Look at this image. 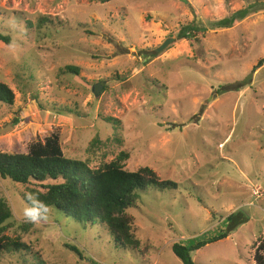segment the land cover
I'll use <instances>...</instances> for the list:
<instances>
[{
    "label": "rangeland",
    "instance_id": "374dc122",
    "mask_svg": "<svg viewBox=\"0 0 264 264\" xmlns=\"http://www.w3.org/2000/svg\"><path fill=\"white\" fill-rule=\"evenodd\" d=\"M243 9L244 19L217 26ZM184 25L197 27L194 39L178 38ZM0 34L10 38L0 41V81L14 92L12 104L0 103V151L27 153L56 134L66 157L91 168L125 153V169L148 166L177 183L150 186L127 210L133 250L104 224L55 207L28 221L27 187L0 178L13 214L1 236L29 247L9 252L0 242V264H182L173 243L219 234L236 212L247 222L192 258L255 264L264 239V0H0Z\"/></svg>",
    "mask_w": 264,
    "mask_h": 264
},
{
    "label": "trees",
    "instance_id": "16d2710c",
    "mask_svg": "<svg viewBox=\"0 0 264 264\" xmlns=\"http://www.w3.org/2000/svg\"><path fill=\"white\" fill-rule=\"evenodd\" d=\"M248 14L245 9L236 11L218 21L217 26L220 28L233 26ZM46 21L48 17L43 16L39 24H45ZM196 31H199L196 26L184 25L178 29L177 36L179 39L191 40L194 39ZM0 41L9 44L10 38L0 34ZM261 64L262 61L257 66ZM66 71L78 74L79 68L67 65ZM1 102L12 104L14 92L6 83L0 81ZM125 157L128 155L121 153L115 160L98 168H91L84 160L66 157L59 136L52 134L44 142L32 144L27 153L0 151V178L26 186L27 191L22 196L29 207L33 205L27 199V194L32 193L47 206V211L50 207H55L84 225L100 222L108 228L116 245L134 250L139 247L140 242L135 234L134 218L127 210L135 206L140 193L148 190L150 186L165 190L176 188L177 183L170 179H160L148 166L138 170L125 169L123 165ZM37 207L40 205L37 204ZM12 215L9 204L0 199V242H3L1 249L9 252L19 251L20 248L27 250L28 245L19 239L1 236L7 226L5 223ZM239 217L241 215L238 212L228 215L225 230L212 237L201 239L189 246L173 243L171 247L173 253L182 264H196L192 253L209 243L225 239L248 220L247 217L242 219ZM69 247L80 255L76 247ZM254 249L255 264H264V239L254 243ZM38 264H44L43 260ZM90 264H93L91 260Z\"/></svg>",
    "mask_w": 264,
    "mask_h": 264
},
{
    "label": "clouds",
    "instance_id": "9594fccd",
    "mask_svg": "<svg viewBox=\"0 0 264 264\" xmlns=\"http://www.w3.org/2000/svg\"><path fill=\"white\" fill-rule=\"evenodd\" d=\"M27 199L31 202L33 206L25 209V218L33 223L37 222L40 219H43L44 214L47 212V206L44 205L41 201H39L38 198L32 193L27 194ZM37 204H39L40 207H37Z\"/></svg>",
    "mask_w": 264,
    "mask_h": 264
},
{
    "label": "water",
    "instance_id": "95a60500",
    "mask_svg": "<svg viewBox=\"0 0 264 264\" xmlns=\"http://www.w3.org/2000/svg\"><path fill=\"white\" fill-rule=\"evenodd\" d=\"M93 92L95 95H97L100 92V84H97L94 88H93Z\"/></svg>",
    "mask_w": 264,
    "mask_h": 264
}]
</instances>
